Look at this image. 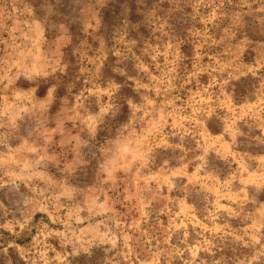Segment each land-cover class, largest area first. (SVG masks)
<instances>
[{
    "label": "rangeland",
    "instance_id": "374dc122",
    "mask_svg": "<svg viewBox=\"0 0 264 264\" xmlns=\"http://www.w3.org/2000/svg\"><path fill=\"white\" fill-rule=\"evenodd\" d=\"M0 264H264V0H0Z\"/></svg>",
    "mask_w": 264,
    "mask_h": 264
}]
</instances>
